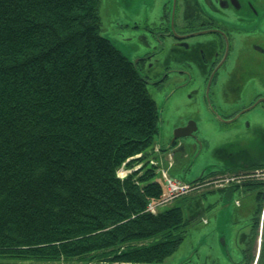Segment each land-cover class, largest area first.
<instances>
[{"label": "trees", "instance_id": "obj_1", "mask_svg": "<svg viewBox=\"0 0 264 264\" xmlns=\"http://www.w3.org/2000/svg\"><path fill=\"white\" fill-rule=\"evenodd\" d=\"M101 6L0 0V256L160 264L185 239L184 204L147 209L164 190L148 159L159 105Z\"/></svg>", "mask_w": 264, "mask_h": 264}, {"label": "flooded vegetation", "instance_id": "obj_2", "mask_svg": "<svg viewBox=\"0 0 264 264\" xmlns=\"http://www.w3.org/2000/svg\"><path fill=\"white\" fill-rule=\"evenodd\" d=\"M105 15V36L168 112L176 159L206 152L192 181L264 163V0H108ZM199 193L188 196L189 226L211 228L186 263L264 264V184Z\"/></svg>", "mask_w": 264, "mask_h": 264}, {"label": "rangeland", "instance_id": "obj_3", "mask_svg": "<svg viewBox=\"0 0 264 264\" xmlns=\"http://www.w3.org/2000/svg\"><path fill=\"white\" fill-rule=\"evenodd\" d=\"M108 7V0H102L101 6V14L103 17V25H102V33L106 35V30L108 29V19L105 15L106 9ZM157 97V96H156ZM158 98V97H157ZM158 105L160 107L161 115H160V123H159V133L155 136V144L150 149L149 159L151 157H159L160 159H165L167 162L170 160V156L172 157L174 167L173 172L176 178H179L184 181H192L199 173H201L203 166L209 160L206 158V152H199V154L192 159V157H183L180 160L176 159V153H174V148L171 146L169 147V128H170V120L168 112L163 108L164 105L161 103L159 98L157 99ZM228 134V133H227ZM210 142V141H209ZM161 146V147H159ZM216 146L215 143L209 144L207 147L212 149ZM161 148L162 151L158 152ZM165 149V150H164ZM164 156V158L161 155ZM192 156V154H191ZM192 160V166L189 168L188 160ZM217 159L215 156L210 157V160ZM119 175L125 176V169H119ZM157 178H162L161 174H157ZM200 194V193H199ZM189 195H184L173 202L160 206V210H165L166 208L172 206L173 204L179 203L184 204L187 207L188 197ZM185 207V217L187 218L188 213ZM209 230L211 227L209 225L203 224L202 222L196 223V225L188 226L187 232L185 234V239L179 249L171 256H169L165 261L161 262L160 264H187L186 260L189 257L190 252H192L194 245H198L200 241L201 234L203 233L204 229ZM197 242V243H196ZM115 253L113 250H108L104 253L99 252L95 254V257L92 259L93 262H105L109 260V257H112ZM89 259L87 257H80V258H72L69 260H62L60 261L62 264H83L88 262ZM31 262H39L36 259H25L23 257L17 256H0V264H29ZM58 262L57 264H59Z\"/></svg>", "mask_w": 264, "mask_h": 264}, {"label": "built area", "instance_id": "obj_4", "mask_svg": "<svg viewBox=\"0 0 264 264\" xmlns=\"http://www.w3.org/2000/svg\"><path fill=\"white\" fill-rule=\"evenodd\" d=\"M150 162L153 165H156L157 170L162 176L164 185V190L161 196L157 199H152L148 204L147 209L154 213L160 210V206L169 204L181 196L201 191L202 189H208L214 186L218 187L226 183L235 182L242 179L264 184V167L248 169L239 174L211 175L204 179L188 182L176 178L171 174L170 168L173 164L171 156L168 162L165 159L156 158L150 159ZM121 169L125 168L122 167ZM131 170L132 169H125V173L128 174Z\"/></svg>", "mask_w": 264, "mask_h": 264}, {"label": "water", "instance_id": "obj_5", "mask_svg": "<svg viewBox=\"0 0 264 264\" xmlns=\"http://www.w3.org/2000/svg\"><path fill=\"white\" fill-rule=\"evenodd\" d=\"M116 45V44H115ZM120 50H121V48L118 46V45H116ZM122 51V50H121ZM127 56V55H126ZM128 57V56H127ZM133 64H134V66L137 68V66H136V64H135V62H133ZM138 70V69H137ZM140 73V72H139ZM141 74V73H140ZM158 115H159V123H160V115H161V111H160V107H159V113H158ZM158 133H159V131H158ZM183 134H178V133H175V136H174V138H173V140L174 139H176V138H178L179 136H182ZM172 144H173V141H171V143H170V145H169V147H171L172 146ZM159 147H161V146H159ZM163 148H161V150H162ZM165 150V149H164Z\"/></svg>", "mask_w": 264, "mask_h": 264}]
</instances>
